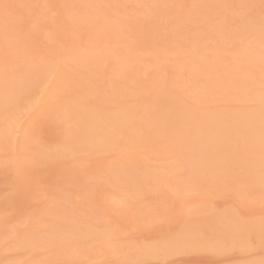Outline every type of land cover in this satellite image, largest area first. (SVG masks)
<instances>
[{"label":"bare ground","instance_id":"6f19581e","mask_svg":"<svg viewBox=\"0 0 264 264\" xmlns=\"http://www.w3.org/2000/svg\"><path fill=\"white\" fill-rule=\"evenodd\" d=\"M17 1L19 4H22L25 0H17ZM98 1L97 0H81V5H98L97 4ZM130 2H131V0H130ZM24 3H26V1ZM79 3H80V1H79ZM99 5H101V4H99ZM180 6H182V5H180ZM196 9H193V10L197 11L194 13L198 14V12H199V14H200L204 8L202 9L201 7H198ZM74 10H76V9H74ZM77 10L78 11H75V13L71 12L70 14L68 13L70 11L69 10L66 12L65 15L68 14L69 22L73 26L81 25V24L87 25L91 29V35L88 36L89 38L81 39V38L77 37V40L75 41L76 43L73 46H71L70 49H66L65 47L60 48V46H59L60 49H59V52L57 53V56L54 58L47 59V63H43V62L40 63L38 61L36 62L32 59H31L32 62H29V61L27 63L23 62L24 63V64H22L23 67L19 71H14V69L8 70L6 68L7 67L6 65H4L5 67L3 68V64L0 63V151L2 150V152L5 153V158L8 157L9 159H11L13 161L12 163L14 165V167H13L14 170H16V168H15L16 164L22 165L25 162V159H23L22 156L25 155V151L28 148V147H26V145H29L30 143L33 142V139L31 137H28L26 139L25 131L31 127L36 132L38 126L43 125L44 123L48 122V120H46V119L49 117H50V119L53 120L52 121V124H53L54 119L56 118V114H55L56 112L55 111H57L58 113H62L63 110L67 109L68 112L72 111L74 113V115L72 116L73 117L72 119L75 118V114L77 116L76 122H75L76 123L75 127L73 125L71 126L72 128H74L71 130L72 131L71 138L70 139L67 138L65 132H63L65 135L63 142H61L59 145L56 144L57 146H55V147H54L55 144L53 143L52 148H56L58 146H64V147L69 148L71 150L80 151L83 149V153L86 152V155L83 154L81 156L80 153L77 155L74 153L75 155H73V156L70 155L71 158L78 157L79 161L85 160V159H83V156H85V157L87 156V154H88L87 151L95 152L94 150H97L95 152V154H97V152H103V147H107V148H105L106 150H108L109 148L116 147V146H118V148H119L120 147L119 145L113 146V144H112V143L115 144V141H116V143H118L116 140L119 138V137H117L118 135L122 138V139L120 138L122 141L125 142V140L127 139L126 143L128 145H132V146H129L131 152L136 147L139 148V146H134V145H139L140 143L146 144V143H144L145 141L148 143V140H149L148 137L151 139H155V138H153L154 135L156 136V134H154V133L158 132V134H160L159 135L160 138L162 136V139L158 140V142L154 146L155 148H157V150L155 152H153L154 148H152V145H151V149L153 151L151 152L149 150V153H148V151H144V150L141 151V149L139 148L140 151L136 152V156H135V154L133 155L135 157L133 159L132 155L130 153L126 152V148H125L124 152L122 151V153L119 154L120 158L118 157L119 159H117L115 157L117 159V161L114 163L111 161L112 164H110L107 168H105L108 170L110 175L105 182L103 181L104 183L102 185L97 184L96 182L88 185L86 182V185H83L81 187L82 190L81 189L80 190L82 192L83 191L85 192V194L87 195L86 197H88V195H90V194L92 195L93 192H95V191L105 190V192H108V193L110 192V198H113L116 200V202L113 203L114 205L107 204L108 207L106 206V208H103L102 211H99V213L101 212V214L105 213V212L107 213L108 211H110L112 209V210H115L117 212L118 219L124 220L127 218L128 219L127 221L130 222L132 225H134L135 223H134L133 219L130 218V216L129 217L127 216L128 210L125 208L118 207L119 202L124 201L125 204L130 208L131 204H130V201L128 199L129 197H126L127 192H129V191L131 193L135 192L137 196L142 194V195H140V197H141V196H143V192L147 191L146 185L147 186L150 185L149 186L150 188H151V185H152V188L154 185H155V187L158 185L157 188H159L160 187L159 183L162 180H163V182H166V186H168L169 189H171L173 192L175 191L177 194L179 193V195L183 191L197 190L198 187L200 188L201 184L204 181L207 182L206 185L209 184L211 187H214L215 189H216V187H219L218 191L223 192L224 191L222 189L223 187H228V186H231V188L234 187V184H235L234 182L236 181V179H235V177H231L230 174L227 173V169H228V167H231L232 165L234 166L235 164H239L245 168V171H246L245 176L242 179H240V182H242L244 184V190L245 189L249 190V184L253 183L254 187L251 189V191L252 192L255 191L258 193L261 192V194L263 195V196L262 195L261 196L264 197V193H262L260 183H259L260 169H261V151H260V133H261V128H260V121H261L260 92H261V89H259L258 87L255 88V85L258 82L257 76L258 75L260 76L259 68H260L261 51L254 48L253 46L250 48H249V46L247 48H241L240 46H238L239 48H235L231 51L232 54L230 57H227V56L222 54L221 56H223V57L220 56V58L218 57L219 59L218 60L215 59V61L212 60L215 57L214 54L209 55V56H206V54H201L200 56H196V57L193 56V58H194L193 61L189 62L187 65L188 66V72H191L192 76H194L193 79L190 80V83H188L187 81H184L185 79L182 80L179 76V78H180V80L178 81V83H180L179 89H177L175 87L177 90L175 89V92L174 91L172 92L171 90L169 91V88H167V85H169L168 83H169V80L171 78L170 79L164 78L167 76L165 75L163 77V76H160L157 74L156 76L154 75L155 78L152 79V83L144 86L143 84H141L140 79H138V78L136 79L135 77L129 76L130 75L129 73L135 72L129 68V66L132 65L130 63V60H131V62H132V60L135 61L136 58L138 57V60L141 61L142 60L141 55H145L144 51H142L141 53L139 52L136 55L135 59H133V58L130 59L131 55L134 52V50H133L134 46H132V45L125 46L124 45V47H120V48L118 47L115 50L113 49V50L107 51L106 48H101L100 46L98 47L99 43H97V40L95 41V38H94L95 36H98V35L100 36L101 34L103 35L109 31L112 33L113 30H117L118 25L114 24V23H117V21L115 19H113L115 17H111L112 15H110L111 14L110 11H112V10H108L110 12V14H107L108 11H106L107 9L105 10L104 8L100 9V8H95V7H89V8H80ZM193 10H192V12H193ZM204 12H205V10H204ZM206 15H207V12H206ZM68 17H67V19H68ZM111 19H113L114 21H111ZM121 22H123L122 19H121ZM119 23H120V20H119ZM162 23H164V22H162ZM120 24H121V27L125 25V23H120ZM46 27H48V26H46ZM194 27L195 26H193V28ZM74 29H75V31L78 30L76 28H74ZM79 29H81V27ZM195 29H197V28H195ZM46 30H47V28H46ZM207 30L208 29L206 28V31ZM47 31H49V30H47ZM52 31H53V29H52ZM86 31H87V29H86ZM119 31H121V28ZM210 31H211V33L215 32L218 34H222L216 30L214 24L210 28ZM49 32H50V34L45 32V38H51L52 32L51 31H49ZM53 32H56V31L54 30ZM256 32L258 34H260L258 29L256 30ZM204 33H206V32H204ZM241 33H243V32H241ZM117 34H119V33H117ZM117 34H116V36H117ZM77 35L78 34H76V36ZM223 35L226 36L227 34L226 35L223 34ZM228 35L230 36L231 34H228ZM120 36L121 35L117 36V39H119ZM193 36H194V34H193ZM237 36H239V35L237 34ZM240 36H242V35H240ZM230 37L233 38V35ZM98 38L96 37V39H98ZM106 38H107V36H106ZM191 38H193V37H191ZM198 38L199 37H197V39ZM227 38H228V36H227ZM2 39H5V34H4V38H2ZM74 39H73V42L70 39L71 40L70 42L74 43ZM15 42H16L15 39L13 38L12 34L10 33L8 36V39L7 40L5 39V43H6L5 46H6L7 50L9 51V52L7 51L8 53L11 54V52L15 51V49H16V46L14 45ZM16 43H18V42H16ZM55 43H57V42H55ZM46 44H48V43H46ZM123 44H126V42ZM63 45H65V44H63ZM94 46H96L98 48H96V47L94 48ZM164 46H165V44H163L162 48H164ZM17 47H18V45H17ZM177 47H179V46H177ZM48 48H49V46L46 49H48ZM173 48H174V45H173ZM196 48H198V46H196ZM56 49H58V48H56ZM82 49H85V51H82ZM171 49H172V47H171ZM184 49H186V48H184ZM4 50L6 51V49H4ZM48 50H50V49H48ZM205 51L207 52V50H205ZM167 52H168V50H167ZM180 52L183 53L185 51L184 50L183 51L182 50L181 51L175 50L172 53V56H174L173 54H180ZM161 53L162 52H160L159 49H157V50L155 49V51L152 53V56L150 55L151 57L150 58L148 57L147 59H149V61L154 62L157 58L161 59V57H162V56H160ZM214 53L217 57L216 52H214ZM0 55H2V54H0ZM14 55L16 58L15 52H14ZM11 56H12V54H11ZM29 57H31V56H29ZM29 57H28V59H29ZM165 57H167V56H165ZM176 57H178V56H176ZM185 57H186V55H185ZM35 58L36 57H34V59ZM158 59H157V61H158ZM230 61H231V63H229ZM141 62H143V61H141ZM15 63H17V62H15ZM182 65H184V64H182ZM12 67L14 68V66H12ZM80 67H83V70L80 69ZM105 69H108V70L110 69L112 74H114L116 76L120 75V76H123L124 78H121L122 80L120 79L121 81L115 85L112 84L113 81H112V83L110 81V85H109V82L107 83V81H106L105 83H107L108 87L104 88L105 87L104 85H103V87H101L102 84L104 83L103 79H100V82H103L101 84L99 82V80H97L98 78L96 79L95 76H97V75L99 76L100 73L102 74V72H105ZM135 73H134V76H135ZM131 75H133V74H131ZM187 75L188 74L186 73L184 76L187 77ZM200 75L203 76L202 79H199L198 76H200ZM176 76H178V75L176 74ZM111 79H113V78H111ZM111 79H109V80H111ZM81 80L82 81L88 80V81L86 83L82 84ZM170 82H171V80H170ZM79 83L81 86L79 85ZM99 83H100V85H99L100 89L98 88ZM101 88H104L105 89L104 92L106 93V94L104 93L105 97H102L103 95H100V97H99V95L96 94L97 97L101 98V102L98 101V99L94 93L95 100L93 99V101H91L92 103L89 101L91 105L90 104L84 105L83 101L85 100V103H87L88 100L86 101L87 97L84 98L86 94L84 96H82L83 93L88 92L89 93L88 95H91L90 92L100 91ZM137 92L141 93L140 94L141 96L138 98V100H136L137 102H140V101L144 102L145 101L144 103H146V100L149 101L151 99V100L155 101V103L154 104L152 103L150 105V107L152 105L154 107L150 108L148 106H143L141 108H135V106L128 104L132 100H129L128 103L126 101H123V99L126 100L125 98L128 96H131L134 94L137 95L138 94ZM100 93L103 94V91L101 90ZM142 93H143V95H142ZM184 93L190 94V97H191L193 103L188 104V102H187V104H186L185 101L182 102L183 99L180 100V103H179L175 99L176 96L182 95ZM63 94H64V96L66 94L65 97L66 98L68 97V98L67 99L64 98ZM144 94H146V96ZM169 95H170V97H169ZM61 96H63L64 99L61 98ZM81 97H83L84 99ZM131 97H133V96H131ZM221 98L222 99L225 98L228 100L234 99V100H239V101H243L244 99H248L250 101L253 100L254 104L249 108H236V109L232 108V110L231 109L230 110L229 109L228 110L216 109V110L212 111V110H208L205 108L208 111L204 110L203 112H195L194 110H192L188 107H184L185 105L192 106L194 103H200V102L209 101V100L213 101L215 99H221ZM88 99H90V98L88 97ZM179 99H180V97H179ZM173 100H175V101H173ZM94 101L96 104H94ZM99 102H100V104H99ZM150 103L151 102L149 101L146 104L149 105ZM138 105H140V104H138ZM136 106H137V104H136ZM32 111H35V112H33V115H32ZM45 120H46V122H45ZM59 120H60L59 124H61L63 122L62 118H59ZM41 122H43V124ZM55 122H58V119ZM43 127H42V129H43L42 131H44ZM138 129L144 130L143 137L141 134L138 135V132H137ZM17 130L19 131L18 136L16 135ZM39 130H40V128H39ZM62 130L65 131L64 127ZM6 133H10V134L6 135ZM63 133H61V134H63ZM149 133H152L151 134L152 136L148 135ZM36 134H38V133H36ZM39 136H40V139L42 141H44L43 138H41V135H39ZM144 136H145V138L147 136L148 140H145ZM120 139H118V140H120ZM150 140H149V143H150ZM155 140H153V142L151 140V143H154ZM33 144H34V142L32 143V146H33ZM110 144H112V145H110ZM108 145H110L111 147ZM133 146H134V148H133ZM148 146H150V144ZM34 147H31V148L33 149ZM101 147H102V149H101ZM118 148H113L115 154L118 153V152H115V149H118ZM84 149H87V151ZM100 149L102 151H99ZM139 149H137V150H139ZM36 150H38V149H36ZM159 151H161V152H159ZM110 152H113V151L111 150ZM144 152H147L149 155H150V153L154 154L156 152H159L160 155H162V156L166 155L167 156V158H165V159H167V160L171 159V162H169V163L167 162L168 164H170L169 166H167V167H169L167 169H170L168 172L170 175L167 173L168 175H166V176L164 175V177L160 176L159 175L160 173H161V175L164 174L162 172H159L158 176L155 173H153V174L151 173L152 175L149 174V172H148L149 167H147L148 165L146 166L148 171H146V168H145L143 163H145L150 158L148 159L147 156L146 157L141 156L142 153H144ZM30 153L28 152V154H30ZM109 153H108V155H109ZM0 154H3V153H0ZM62 154L63 155L67 154V152L66 153L62 152ZM78 155L80 156V158ZM119 155H117V156H119ZM156 155H157V153L154 154V156H156ZM32 156H33V154H32ZM68 156H69V154H68ZM112 157L114 158V156H112ZM137 157H139V160L136 159ZM156 157H158V155ZM206 157H209V159L204 160ZM56 158H54V159H56ZM65 158H67V157H65ZM143 158L145 159V161L143 160ZM141 159H142L143 163L140 161ZM1 160H2V157H1ZM3 160L1 161L2 163H3ZM74 161L79 162V161H76L73 159L72 162H74ZM59 162L62 163L61 161H59ZM2 163H0V165ZM182 163L187 165V167L189 166V168L184 170V172H182V173L177 172L179 169V166ZM4 164H5V162H4ZM77 164H79V163H77ZM56 165H58V164H56ZM10 166L11 165H9V168H10ZM4 167H2V168H4ZM183 167H186V166L183 165ZM2 168H0V169H2ZM58 168H60V167H58ZM165 168H166V166H165ZM7 172H6V174H7ZM142 172H146V173L148 172V173L147 174L145 173L146 175L142 174V176L143 175L144 176L140 177L141 175H139V174ZM201 174H206V177L204 179H201V177L199 176ZM12 176H13V173H12ZM145 176H148L150 180L148 181V177H147L145 180L148 182L144 181L145 182V184H144L142 182H143V179ZM201 176L204 177L203 175H201ZM7 177H8V175H7ZM10 177H8V178H10ZM72 177H74V176H72ZM15 178L16 177H14V179ZM139 178H141V179H139ZM165 178H166V180H165ZM13 180H11V181H13ZM7 181H9V179H7ZM78 182L79 181L77 180L76 183H78ZM120 183L127 185V187H126L127 191L125 190V188L120 187L118 185ZM204 185H202V186H204ZM235 185H236V187H234L233 192H232L234 194H236L241 189L240 185H238V184H235ZM164 186H165V183H164ZM58 188H59V186H58ZM97 188H99V189H97ZM161 188H163V187H161ZM220 188H221V190H220ZM67 190L68 189H66V191ZM77 190L78 189H76L75 192ZM162 192H164V191H162ZM169 192H170V190L168 191V193ZM146 193H148V192H146ZM175 194L173 196H175ZM176 196H178V195H176ZM183 196H184V194L182 195V197ZM204 196H205V194H204ZM140 197L138 198V200H140ZM178 197H180V196H178ZM93 198L95 199V196H93ZM110 198L108 197V199H110ZM131 198H132V195H131ZM94 199H93V201H94ZM206 199H207V197H206ZM104 200H107V198H105ZM134 200H136V199H134ZM202 200L203 199L201 198L200 201H202ZM87 201H86V203L90 202V201H88V202ZM143 201L145 202V203L143 202L144 204H147L145 201V197H144ZM67 202H68V200H67ZM97 202L98 201H96V203ZM245 202L246 201H240V203H243V204H246ZM3 203H5V202H3ZM110 203H112V202H110ZM148 203H150V202H148ZM183 204H185V203H183ZM2 205H4V204H2ZM102 205H103V203H102ZM141 205H143V204H141ZM179 205H180V203H179ZM104 206H102V207H104ZM150 206H152V205H150ZM142 207H144V206H142ZM188 207H190V206H188ZM200 207L198 210H200ZM54 208H55V212L57 213V215H61V216H63V218L66 217L70 220L74 219L75 221L71 220L72 222H77V221H78V223L80 222V224H77L78 226L76 225L77 227L71 226L72 224L70 225V223L69 224H67V223L61 224V225L65 226L66 231L61 233L59 236L66 235V234L68 235L70 233V234L76 235L75 237L78 236V239L80 236V239H81V235H82L83 243H81V245L79 247V248H81V250H79L77 248V250H79V253L76 254V256L78 255V257L79 256L81 257L82 254H80L81 253L80 251L84 250V248H85V246H84L85 238H87V240L89 241L90 236L95 238L97 235V233H96L95 237H94L91 235L94 232L92 231L93 233H91L88 231L90 233V236H87L88 234L87 233L83 234L82 232L84 230L81 229L83 226H84V228H90V226L93 225L91 223L92 222L91 220L94 219L93 218L94 215H91L92 211H91V214L87 213L88 218L86 217V219H84V221L83 220L79 221L78 218L81 216H79L77 214V212H75L74 209L69 210L70 209L69 208L68 209L69 211L68 210L64 211V208H62L63 210L57 208V206L56 207L54 206ZM132 208H134V207H132ZM79 209H77L78 212L80 211ZM144 209L143 208L141 210L137 209L138 211L136 213H138V214L143 213V212H145ZM147 209H149V207ZM84 210L87 211L86 209H84ZM231 211L232 210H230V211L227 210V212L215 214V215H214V213H212V214L210 213L209 215H207L209 217L205 216L204 219L203 218L201 219V220H204V222L207 224V226L210 223V224L214 225V228H215L214 230H216V231L220 230V232L215 233L214 237L212 238L217 243L213 244L214 246L209 247L210 249H212L214 251H217L218 248H221L220 246H222V244L224 242H226V240L229 241V243H227V244H230V243L235 244L236 242L239 243V242H242V240H243L245 233L242 229L244 228L245 224L240 221L238 214H234ZM77 215H78V217H76ZM94 217L97 218V215ZM97 220H99V218L96 219V221ZM118 222H119V220H118ZM3 223L1 225H4ZM121 223L123 224V222H121ZM110 224H111V222H110ZM116 224H119V223H116ZM202 224H204V223H202ZM79 225H80V227H79ZM105 225L106 224L104 223V227H105ZM94 226L95 225H93V227ZM98 226H100V225H98ZM98 226H97V228H98ZM246 226H249V225H246ZM117 227L120 228V227H122V225L117 226ZM252 227L254 229L256 228L258 230H261L264 233V223L260 220L254 221ZM198 228L201 229L202 227L201 228L198 227ZM209 228L212 229L213 227L210 226ZM32 229L33 228L31 227V230ZM107 229H108V227H107ZM182 229H184L185 231L191 232L193 234L198 231L197 228L192 227L190 224L185 225ZM21 230H23V229H21ZM1 231H3V230H1ZM35 232L36 231L31 232L29 229H28V231L23 230V232H21V233L19 232L20 236L19 235L18 236L20 237V239H19V241H17V244L20 243L21 245H23V244L27 245L29 242H32L35 239V237L37 236V234ZM104 232H106V231H104ZM109 232L110 231L106 232L107 236H108ZM19 233H17V234H19ZM1 234H2V232H1ZM104 235H105V233H104ZM1 236L4 237L5 232H3V235H1ZM39 238H41V237H39ZM45 239H47V238H45ZM51 240H52V238H51ZM93 240H91V241H93ZM110 240H111V238H110ZM112 240L114 241L115 239L112 238ZM170 240H171V238L163 240V241L158 240L159 243L157 242L158 244H154V245H164L165 243H167ZM113 241L111 242V244L113 243ZM207 241L209 242V240H207ZM72 243H71V245L70 244H67V245L71 246V248H72L73 247ZM98 244H99L98 246L101 247L100 243H98ZM133 244H135V243H133ZM45 245H47V244H45ZM49 245H50V243H49ZM113 245L115 246V248L114 247L113 248L116 251V252L114 251V254H117V252L119 251V246L117 244H115V242ZM78 246H79V244L77 245V247ZM142 246H144V245L142 244ZM149 246H151V245H149ZM111 247H112V245H111ZM108 248H109V245H108ZM98 249L99 248L97 247L96 250L95 249L94 250L97 251ZM101 249H102V247H101ZM62 250H64V249H62ZM71 250H75V245H74L73 249H71ZM77 250H75V252ZM63 252H65V251H63ZM85 255H83V256H85ZM99 255H101V254H99ZM62 256H63V253H62ZM113 257L115 258L114 260L117 259V257H115V256H113ZM65 258H68V256ZM96 258H98V257H96ZM106 258H107V256H106ZM103 259H105V258H103ZM111 260H113L112 257H111ZM46 264H50V263L46 262ZM249 264H264V262L255 261L254 263H249Z\"/></svg>","mask_w":264,"mask_h":264},{"label":"rangeland","instance_id":"374dc122","mask_svg":"<svg viewBox=\"0 0 264 264\" xmlns=\"http://www.w3.org/2000/svg\"><path fill=\"white\" fill-rule=\"evenodd\" d=\"M25 1H26V3H24ZM25 1L22 4H34V5L47 4V5H51L52 7L50 9H47V10L46 9H25L24 10L25 15L31 16L32 22H33V23H30L27 26H25L26 30H29V29H32L34 31L37 30L36 31L37 35L35 38V42L24 41V42L16 43L17 41L15 40L16 42L14 45L16 46V49L14 52L16 54V58H15L14 52H11L12 56L10 53H8L9 51L7 50V48L5 46V44H6L5 39H2V38H4L5 33H4V28H3V23H2L3 18H2V15H0V28H1L0 29V35H1L0 36V47H1L0 48V54H2V55H0V58H1L0 63L3 64V68L5 67L4 65H6L7 66L6 68L8 70H11V69H14L12 66H15L18 63L19 64L21 63V65H22V64H24L23 62H26V63L28 61L32 62V60H34L36 62L38 61L40 63H42V62L47 63V59L54 58L57 56V53L59 52L60 48L65 47L66 49H70L71 46H73L76 43L75 41L77 40V37H79L81 39H87V38H89L88 36L91 35V29L87 25L81 24V25L73 26L69 22L68 14L65 15L66 12L69 10H70L68 12L69 14L71 12L75 13V11H78L77 9H80V7L75 8L76 10H74L71 7H68L65 9L60 7L61 5H67V4L69 6L70 5H77V4L81 5V0H43V1L42 0H25ZM79 1H80V3H79ZM5 2L19 4L17 0H0V3H5ZM131 2H130V0H99L97 3L98 5L99 4H101V5H122V6H126V7H121L119 9L104 8L105 10L107 9L106 11L112 10V11H110L111 14L109 11L107 14L112 15L111 17H115L113 19H115L117 21V23H114V24H117L118 27H117V30H113L112 33L109 31L103 35L101 34L100 36L99 35L95 36L94 38H95V41L97 40V43H99L98 47L100 46L101 48H106L107 51H110L113 49L115 50L118 47L119 48L124 47V45L125 46H127V45L134 46L133 50L135 53L132 51L133 54L131 55L130 59H132V58L135 59L136 55L139 52L141 53L142 51H144L145 55H141L142 56L141 61H143V62L138 60V57H137L135 61L132 60V62H131V60H130V63L132 65L134 64L133 65L134 67L132 65L129 66L130 69H132L133 71L136 72V73L134 72L135 76H134V73H129L130 74L129 76L135 77L136 79L137 78L140 79L141 84H143L144 86L152 83V79L155 78L154 75L156 76L157 74L160 76H163V77L166 75L167 77H164V78H168V79L171 78L170 79L171 82L169 80V83H168L169 85H167V88H169V91L171 90L172 92L173 91L175 92L176 88L179 89L180 83H178V81L180 80V78L182 80L185 79L184 81H187L188 83H190V80L193 79L194 76H192L191 72H188V66L187 65L189 62L193 61V59H194L193 56L196 57V56H200L201 54H206V56H209V55L214 54L215 57L212 60L215 61V59L218 60L222 54L227 56V57H230L232 54L231 51L235 48H239L238 46H240L241 48H247L248 46L250 48L253 46L254 48L261 51V37L259 36L260 34H258L256 31H254L252 33H247V32L241 33L240 32V34L238 33L239 36H237V34L233 35V38L239 39L241 41V43L235 48H231L228 46V41L233 39L230 37V36H232V34L230 36L228 34L227 35L225 34L226 36H224L223 34H218L215 32L211 33L212 30L210 31V28L213 26V24L215 25V21H214L213 17H215L218 13H220V14H231V12L233 10H231V9H219V8H213V7H201L202 9L203 8L204 9L201 11L200 14H199V12H198V14H196L194 12H197L198 10L196 8H190L189 7L191 5L214 6V5L241 4V3L257 4L258 5L260 0H143V1L142 0H139V1L138 0L137 1L131 0ZM174 5L177 7H170V6H174ZM180 5H182L184 7L183 8L178 7ZM193 9H196L197 11H195ZM192 10H193V12H192ZM204 10H205V12H204ZM206 12H207V15H206ZM258 12H259V10L257 9V16H258ZM67 17H68V19H67ZM177 17H182L183 22L178 21ZM193 17H195L198 20V24L192 25L188 22ZM113 19H111V21H114ZM118 19L120 20V23H125V25L121 27V24L119 23ZM121 19L123 20V22H121ZM14 22H15V18L13 19V23ZM162 22H164V23H162ZM46 26H48L49 28ZM193 26H195V27L193 28ZM45 27L47 28V30L52 32L51 38H45V32L50 34V32L47 31ZM80 27H81V29H79ZM74 28H76L78 30L75 31ZM120 28H121V31H119ZM195 28H197V29H195ZM206 28L208 29L207 30L208 32L206 31ZM52 29H53V31L55 30L56 32H53ZM86 29H87V31H86ZM204 32H206V33H204ZM117 33H119V34H117ZM76 34H78V35L76 36ZM116 34H117V36L121 35L119 37V39H117ZM193 34H194V36H193ZM240 35H242V36H240ZM106 36H107V38H106ZM227 36H228V38H227ZM96 37L97 38L99 37V38L96 39ZM191 37H193V38H191ZM197 37H199V38L197 39ZM70 39L72 40V42L74 39V43L70 42L71 41ZM124 41L126 42V44H123V43H125ZM55 42H57L58 44ZM46 43H48V44H46ZM63 44H65V45H63ZM163 44H165L164 48L166 50L164 48H162ZM17 45H18V47H17ZM47 45L49 46L48 49H50V50L46 49L48 47ZM173 45H174V48H173ZM195 45L198 46V48H196ZM59 46H60V48H59ZM96 46H94V48ZM177 46H179V47H177ZM98 47H96V48H98ZM171 47H172V49H171ZM56 48H58V49H56ZM184 48H186V49H184ZM4 49H6V51ZM155 49L156 50L159 49V51L162 52L160 55L162 57H161V59L157 58L158 61H157V59L154 62L149 61V59H147V58L148 57L150 58L152 56V53L155 51ZM167 50H168V52H167ZM175 50H179V51L184 50L185 52H183V53L180 52V54H173L174 56H172V53ZM205 50H207V52ZM82 51H85V49H82ZM213 51L216 52L217 57ZM6 53H7V55H6ZM185 55H186V57H185ZM27 56L28 57L31 56V57H29V59H28ZM165 56H167V57H165ZM176 56H178V57H176ZM34 57H36V58L34 59ZM221 57H223V56H221ZM231 61L229 63H231ZM15 62H17V63H15ZM182 64H184V65H182ZM80 69L83 70V67H80ZM186 73L188 74L187 77L184 76ZM131 74H133V75H131ZM176 74L178 76H176ZM115 76L116 75L112 74L110 69L109 70L105 69V72H102V74L100 73V75L95 76V78L96 79L98 78L97 80H99V82H100V79H103L104 83L100 82L101 84L103 83L101 87H103V85H104L105 86L104 88H106V87H108V85H107L108 82L110 85V81H111V83L113 81L112 84L115 85V84H118V82H120L122 80L121 78H124L123 76H120V75H118L116 77ZM179 76H180V78H179ZM198 77H199V79L203 78L202 75H200ZM111 78H113V79H111ZM257 78H258V82L255 85V88L258 87L259 89H261L260 76L258 75ZM109 79H111V80H109ZM146 79L147 80L149 79V80L147 81ZM87 81L88 80H86V81L83 80L82 84L86 83ZM106 81H107V83H105ZM80 83H79V85H80ZM100 83L98 84L99 89H100V87H99ZM104 88H101V90L103 91V94L100 93L101 90L95 91V92L94 91L90 92L91 95H88L89 94L88 92L83 93L82 96H84L86 94L84 98L87 97L86 101L88 100L87 103H85V100L83 101L84 105L90 104V102L93 101V99L95 100L94 97L96 94L99 95V97H100V95H103L102 97H105L106 93L104 92L105 91ZM94 93H95V95H94ZM137 93H138L137 95L134 94L135 96L131 95L133 97H131V96H128L126 98L124 97L126 100L123 99V101H126L128 103L129 100H132L128 104L135 106V108H141L143 106L150 107V105L152 103L153 104L155 103V101H153L151 99L149 100L151 102L149 105L146 104L149 102L147 100H146V103H144L145 101L144 102L143 101L137 102L136 100H138V98L141 96L140 95L141 93H139V92H137ZM97 95H96V97H97ZM142 95H143V93H142ZM144 95L146 96V94H144ZM63 96H64V94H63ZM63 96H61V98H63ZM65 96H66V94H65ZM65 96H64V98H66ZM88 97L90 99H88ZM99 97H97V99H98V101L101 102V98H99ZM169 97H170V95H169ZM179 97H180V99H179ZM81 98H83V97H81ZM175 99L179 103H180V100H182V99H183L182 102L185 101L186 104H187V102H188V104L193 103L189 93H184L182 95H178V96H176ZM223 99L221 98V99H215L213 101L209 100V101H204V102H200V103H194L192 106H188V105H185V106L183 105V106L188 107V108L194 110L195 112H203L206 109L213 111L216 109H218V110H228V109L230 110L231 109L232 110V108L233 109L249 108L254 104L253 100L250 101L248 99H244L243 101L234 100V99L228 100L225 98H223ZM173 101H175V100H173ZM100 102H99V104H100ZM94 104H96L95 101H94ZM136 104H137V106H136ZM138 104H140V105H138ZM153 107L154 106L152 105L150 108H153ZM208 110H206V111H208ZM33 112H35V111H32V115H33ZM55 112L54 113L56 114V118L58 119V122H55L57 120L55 118L56 120L54 119V122L52 124L53 120L50 119V117H49L46 119V120H48V122L44 123V124H43V122H41L43 125L38 126L37 131H36V133H38L37 136L41 135V138H43V140H44V141H42L40 139V136H39L40 141H42V143L46 147H49V148L53 147V143L55 144L54 145V147H55V146L59 145L61 142H63L64 137H65L63 132H65V131H63L62 129L64 127V130H65L67 127V125L65 124L64 121L63 122L61 121L62 125L59 124L60 120H59V117L57 115L58 112L57 111H55ZM69 113H70V115L72 114L71 115L72 121H70L71 126L73 125L75 127V124H76L75 122H76L77 116L75 114V118L72 119L73 118L72 116L74 115V113L72 111H70ZM46 120H45V122H46ZM42 127L44 128V131H42L43 130ZM39 128H40V130H39ZM72 129H74V128L71 127V130ZM137 132H138V135L141 134L143 137V135H144L143 129H138ZM61 133H63V134H61ZM151 134L152 133H149L148 135H151ZM154 134H156V136ZM154 134H153L154 135L153 138H155L156 140L148 137V139L149 140L151 139L152 142H153V140H155L154 143H151V140L149 143L147 136H146V138L144 136L145 140H148V143L150 144V146H148L149 144L146 141L144 142L146 144L140 143L139 145H134V146H139L141 151L144 150V151H148V153H149V150L151 152L154 150L153 152H155L157 150V148H155L154 146L158 142V140L162 139V136L160 138V136H159L160 134H158V132L154 133ZM117 137H119L118 139L121 138L119 135ZM118 139H116L118 143H116V141H115V144L112 143L113 146H116V145L120 146L119 148H118V146L113 147V148L119 149V150L115 149V152H118L116 154L119 155L120 153H122V151L124 152V149L126 148V152L130 153L134 159L135 157L133 155L135 154V156H136V152L140 151V149L136 147L131 152L129 146H132V145H128L126 143L127 139L125 140V142L121 140L122 138L120 140H118ZM32 143H30L29 145H32ZM112 144H110V145H112ZM110 145H108V146H110ZM151 145H152V148H154L153 150L151 149ZM34 146H35V144H33V146H31V147H34ZM134 146H133V148H134ZM31 147L30 148L28 147L27 150L25 151L26 156L25 155L22 156V158L25 159V162L22 165H26V164H28V162H30L34 158L35 159L37 158L36 156L38 154L37 152H39V148H37V146H35L32 149ZM105 148H107V147H103V152H97V154H95V152L97 150H94L95 152H93V151L91 152V151H87V149H84L88 152V154L86 157L83 156V159H85L83 161H79L78 157H76L77 158L76 159L74 157L71 158V156H70V155L73 156L75 154L77 155L79 153L81 156L83 154L86 155L85 151H84L85 153H83V149L78 151V150H71L69 148H67L68 149L67 154L63 155L61 153L60 156H58L57 158L55 157L56 159H54V158L53 159H45L34 170V178H35V181L38 183V187H36L33 191L28 192V193H22L21 191L18 190L19 180H18L16 172H15L16 170H14V168H13L14 167V165L12 163L13 161L11 159H9L8 157L5 158V153L2 152V150L0 151V153H3V154H0V163H2L1 161L4 159L3 163L0 165L1 166L0 168H2L4 166L6 167V168L4 167V168L0 169V179H1L0 180V234L2 232L1 235H3V232H5L4 237H2L0 235V264H10V262H13V264H46V262L50 263V261L53 262L54 260L55 261H59V260L63 261L65 259L69 258V256L66 254V252H63L64 250H62V249H64V248H62L60 246L57 247V246L53 245L52 240H51V238L53 239L52 235L49 233L41 231L37 226V220H38L39 215L48 206H52L53 208H54V206L55 207L57 206V208H59L61 210H63L62 208H64V211L68 210L69 208H70L69 210L74 209L75 212H77V214L79 216H81L78 218L79 221H81V220L84 221V219H86V217L88 216L87 213L91 214V211H92L91 215H94V216L97 215V218H95L93 216V218L95 220L94 219L91 220L92 221L91 223L93 225H95L94 227H93V225H91L90 228H84V226L81 228L84 230L82 233L83 234L87 233L88 234L87 236H90L89 232H91V233L94 232L93 233L94 235L91 234L94 237H95V234L97 233L95 238L90 236L89 237L90 240L88 241L89 245L96 244V247H86L85 246L84 250L80 251L81 252L80 254H82L81 257L80 256L78 257V255L75 256V258L79 259V260H84V261L90 260V259L100 260L101 258H102L101 260H104L103 258H105L107 260H111V257L114 260L115 258L113 256L118 258L117 254H114V251H115L113 248L114 242L118 246L120 244L129 243V242L135 243L136 245H141V246H142V244L144 246L154 245V244H158L159 241H163V240L172 238V236L175 234L176 231L181 230L187 224H190L192 227L198 229V231L195 232L194 234H197V235L204 237V239L206 241L209 240V243L213 245V244H216L217 242L215 240H213L212 238L214 237V234L217 232H220V230H218V231L214 230L215 229L214 225H212L210 223L207 226V224L204 222V220H201V219L202 218L204 219L205 216L209 217L207 215H209L210 213L211 214L214 213V215H215V214L227 212V210H229V211L232 210L231 212H233L234 214H238L240 221L245 224L244 228L242 229L245 233L242 242H239V243L236 242L235 244L234 243L227 244V243H229V241L226 240V242H224L222 244L223 247L220 246L221 248H218L217 251H214L210 248H206V249L199 250V251L174 252L168 256L161 257V258L160 257H153V258L152 257L151 258L146 257V258L152 259L153 261H155V260L173 261V262H175V264H249V263H254L255 261L264 262V233L261 230H258L256 228L254 229L252 227L254 221L260 220L264 223V203H262V200H261L263 195L261 194V192L260 193L255 192V191L249 192V190H247V189L244 190V184L242 182H240V179H242L246 173L244 167H242L239 164H235L234 166L232 165L233 167L231 166V167H228V169H227V173L230 174L231 177H235L236 181L234 183L240 185V187H241V189L239 190L240 192L238 191L240 194L232 193L234 187H236L235 184H234L233 188H231V186H228L229 188L223 187L222 189L224 191L221 192V191H218L219 187H216V189H215L214 187H211L209 184L206 185L207 182L204 181L203 183L205 185L202 183L201 186L202 185H204V186H202V187L200 186V188L198 187L197 190L193 189L194 191H192V190L183 191L179 195V193L177 194L174 191L176 193L175 194L171 189H169V187L166 186V182H163V180L159 183L160 184L159 188H157L158 185L156 187L154 185L153 188H152V185H151V188L149 187L150 185H148V186L146 185L147 191L143 192V196L145 197V201L147 204H144L145 203L143 201L144 197L143 196L140 197V195H142V194L137 196L135 192H133V193H131L130 191L127 192L126 197H129L128 199H129L130 204H131L130 208L133 209V211H135V212H137L138 210H141L142 208L143 209L145 208L144 209L145 212H143V214L144 213L147 214L153 208H164V207L171 205V204H174L176 207V215L173 216L170 219V221L166 222L165 226L154 227V228H150V229L149 228H138L135 224L132 225L130 222H128L127 221L128 219L126 217H125L126 219H124V220L118 219L117 212L115 210L111 209L112 211L110 210L107 213L105 212L106 214L105 213L101 214V212L99 213V211H102L103 208H106L107 204L114 205L113 203L116 202L115 199L110 198V192L109 193L105 192V190L95 191V192H93L94 195L90 194V195H88V197H86L87 195L85 194V192L81 191L82 190L81 187L83 185H86V182L88 185L95 183V182L97 184L102 185L108 179V177L110 175L108 170L105 168H107L110 164H112L111 161L114 163L117 161V159L120 158V155L117 156L114 153L113 148H109L108 150H106ZM36 149H38V150H36ZM101 149H102V147H101ZM101 149L99 151H102ZM137 149H139V150H137ZM111 150L113 152H110ZM28 152L29 153L31 152L33 154V156L31 153L28 154ZM159 152H161V151H159ZM159 152H156L158 157H156L157 155L154 156V154H156V153H154V154L150 153V155H149L147 152H144V153H142L141 156H143V157L147 156V158L148 159L150 158V159L147 160L145 163L142 162V159L140 161L144 164L145 168L148 165L147 167H149L148 168L149 171L147 170V168H146V171H148L149 174L155 173L158 176L159 172H162L164 174L161 175V173H160L159 175L164 177V175L166 176L169 174L168 172L170 169H167V168H169L167 166L170 165L168 163L171 162V159H169V160L165 159V158H167V156L166 155H165L166 157L162 156V155H160ZM108 153H109V155H108ZM68 154L70 157L68 156ZM111 155L114 156V158ZM1 157H2V160H1ZM65 157H67V158H65ZM79 158H80V156H79ZM73 159L76 161H79V162H75V161L72 162ZM136 159L139 160V157H137ZM208 159H209V157H206L204 160H208ZM143 160L145 161L144 158H143ZM59 161H61L62 163H60ZM4 162H7L8 164L5 165ZM77 163H79V164H77ZM56 164H58V165H56ZM182 164L179 166V169L177 172L182 173V172H184V170L189 168V166L187 167V165H185V164H183V165L186 167H183ZM9 165H11L10 168H9ZM165 166H166V168H165ZM58 167H60V168H58ZM6 172H7V174H6ZM12 173H13V176L16 177L15 178L16 180L12 176ZM145 173L146 172L140 173L139 174V175H141L140 177H143L144 175L147 174V173L146 174ZM142 174H144V175L142 176ZM7 175H8V177L11 176L10 177L11 179L8 178ZM201 175H203L204 177H202ZM201 175H199L201 177V179H204L206 177V174H201ZM72 176H74V177H72ZM147 177L148 176H145L144 179L142 178L143 182L142 181L141 182L144 184H145V182H148L150 179L148 177V181H146L145 179ZM7 179H9V181H7ZM139 179H141V178H139ZM11 180H13V181H11ZM77 180L79 181L78 183H76ZM165 180H166V178H165ZM164 183H165V186H164ZM118 185L120 187L125 188V190L127 191V188H126L127 185H125L123 183H120ZM58 186H59V188H58ZM161 187H163V188H161ZM66 189H68V190L66 191ZM76 189H78L77 190L78 192L77 191L75 192ZM97 189H99V188H97ZM167 190L168 191L170 190V192H169L170 194L168 193ZM220 190H221V188H220ZM162 191H164V192H162ZM146 192H148L149 194ZM173 193L175 194V196H173L174 195ZM181 194L182 195L184 194V196H183L184 198L182 197ZM204 194L207 197V199L204 196ZM131 195H132V198H131ZM176 195H178L180 197H178ZM93 196H95L96 200L93 198ZM108 197L110 199H108ZM139 197H140V200H138ZM105 198H107V200H104ZM201 198L203 199L202 201H200ZM86 199L90 202H88ZM93 199H94V201H93ZM134 199H136V200H134ZM67 200H68V202H67ZM86 201L88 203H86ZM96 201H98V202L96 203ZM109 201L112 203H110ZM240 201H246L245 202L246 204L240 203ZM3 202H5V203H3ZM148 202H150V203H148ZM58 203L59 204L61 203V204L59 205ZM102 203H103V205H102ZM179 203H180V205H179ZM183 203H185L186 205ZM2 204H4V205H2ZM141 204H143V205H141ZM149 204L152 206H150ZM102 206H104V207H102ZM142 206H144V207H142ZM188 206H190V207H188ZM118 207H120V206L118 205ZM132 207H134V208H132ZM148 207H149V209H147ZM199 207H200L201 211L198 210ZM77 209H79L80 211L78 212ZM84 209H86L87 211H85ZM54 210H55V208H54ZM81 211L82 212L84 211V212L82 213ZM78 215L76 217H78ZM127 216L129 217V214H127ZM98 218L100 221L99 220L96 221V219H98ZM48 219H49L50 223H59V224H65V223L69 224L70 223V225L72 224L71 226H76L77 224H80V222L78 223V221L72 222L74 219L73 220L71 219L72 220L71 221L70 219H68L66 217L63 218V216H61V215H56L55 217H49ZM118 220H119V222H118ZM110 222H111V224H110ZM121 222H123V224ZM2 223L4 225H1ZM104 223L106 224L105 225L106 228L104 227ZM116 223H119V224H116ZM168 223H170L172 226V229H173L172 232H169ZM202 223H204V224H202ZM120 224L122 225V227L118 228L117 226H121ZM98 225H100V226H98ZM246 225H249V226H246ZM97 226H98V228H97ZM210 226L213 228L212 229L209 228ZM31 227L33 228L32 229L33 231L31 230ZM79 227H80V225H79ZM107 227H108V229H107ZM198 227H200V228L202 227V228L199 229ZM21 229H23L24 231L25 230L28 231V229H29L31 232L36 231L35 232L37 234V236L35 237L36 240L34 239L32 242H29L27 245L26 244L21 245L20 243L17 244V241H19V239H20V237H19L20 233L23 232V230H21ZM1 230H3V231H1ZM104 231H106V232L110 231L109 234L107 233L108 236L106 235V232H104ZM17 233H19V234H17ZM104 233H105V235H104ZM125 233H127V234L125 235ZM61 236H57L56 238L58 240L63 238V240L66 242L65 246L69 250L73 249L74 245H75V250H77V248L79 250H81V248H79V247H80L81 243H83L82 235H81V239H80V236L78 239V236L75 237L76 235L70 234V233L68 235L66 234V235H61ZM39 237H41V238H39ZM45 238H47V239H45ZM110 238H111V240H110ZM112 238L115 239L118 243L119 242L120 243L118 244L115 240L113 241ZM86 239L87 238H85V240ZM91 240H93V241H91ZM112 241H113V243L111 244ZM49 243H50V245H49ZM71 243L73 244L72 248H71V246L67 245V244L71 245ZM98 243H100V246L102 247V249H101V247L98 246L99 245ZM45 244H47V245H45ZM78 244H79V246L77 247ZM84 245H85V243H84ZM108 245H109V248H108ZM111 245H112V247H111ZM97 247L99 248L98 249L99 251L98 250L95 251ZM79 250L76 251V254L79 253ZM62 253H63V256H62ZM99 254H101L102 256ZM83 255H85V256H83ZM64 256L65 257L68 256V258H65ZM106 256H107V258H106ZM96 257H98V258H96ZM113 260H111V261H113Z\"/></svg>","mask_w":264,"mask_h":264},{"label":"snow or ice","instance_id":"6c2138e0","mask_svg":"<svg viewBox=\"0 0 264 264\" xmlns=\"http://www.w3.org/2000/svg\"><path fill=\"white\" fill-rule=\"evenodd\" d=\"M51 5H34V4H16V3H0V15L3 18V28L5 33V39H8L11 33L13 38L18 42L32 41L35 42L36 31L29 29L26 30L25 26L32 23V17L26 16L24 13L25 9H50ZM62 8L71 7L73 9L80 8H116L126 7L122 5H61ZM177 7V6H170ZM183 8L184 6H178ZM191 8L198 7H213L219 9H231L233 10L231 14H220L218 13L213 17L215 21V28L218 32L222 34H238L240 32L252 33L259 30L261 37V57H260V80H261V92H260V104H261V121H260V151H261V169L259 183L262 193H264V0H260L259 4H225V5H214V6H198L191 5ZM257 9L259 10L257 16ZM15 22L13 23V19ZM177 20L183 22L182 17H177ZM190 24H198V20L193 17ZM241 41L239 39L233 38L228 41V46L231 48L237 47ZM7 55V53H6ZM23 65L16 64L14 66V71L21 70ZM59 118H62L67 125L65 129V134L67 138H71V115L67 109L63 110L62 113H57ZM10 133H6L8 135ZM16 135H19L17 130ZM26 139L31 137L34 141L35 146L39 148L37 158L31 160L26 165L16 164V175L19 180L18 190L22 193H28L33 191L38 187V183L34 178L35 168L42 163L45 159H53L61 155L62 152L66 153L68 149L64 146H58L56 148L46 147L37 136L36 132L30 127L25 131ZM32 145H26V147H31ZM7 165V162H5ZM254 187L253 183L249 184V191ZM237 194H240L237 192ZM262 203H264V197H262ZM121 208L128 210L129 216L133 219L135 225L138 228H154L163 227L166 222L176 215V207L174 204L168 205L164 208H153L147 214L136 213L131 208H129L124 201L119 202ZM57 213L52 206L45 208L38 217L37 226L38 228L46 233L52 235V243L54 246H60L64 248V251L69 256L68 259L63 261H53L50 264H175L173 261L167 260H155L148 259L146 257H165L173 252L181 251H199L214 245H211L204 237L193 234L191 232L181 229L176 231L172 236L171 240L164 245H151V246H141L136 245L131 242L119 245V251L117 252L118 258L114 261L111 260H79L76 259L75 250H69L65 245L66 242L61 239H57L61 233L66 231L64 225L58 223H50L49 217H55ZM169 232H172V226L168 223ZM127 233H125L126 235ZM86 247H96V244H88V240H85ZM115 248V246H113ZM13 264V262H10Z\"/></svg>","mask_w":264,"mask_h":264}]
</instances>
